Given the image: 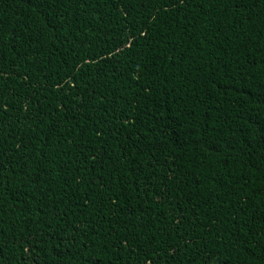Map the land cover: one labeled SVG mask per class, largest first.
Returning <instances> with one entry per match:
<instances>
[{
	"label": "trees",
	"instance_id": "16d2710c",
	"mask_svg": "<svg viewBox=\"0 0 264 264\" xmlns=\"http://www.w3.org/2000/svg\"><path fill=\"white\" fill-rule=\"evenodd\" d=\"M0 264H264V0H0Z\"/></svg>",
	"mask_w": 264,
	"mask_h": 264
}]
</instances>
